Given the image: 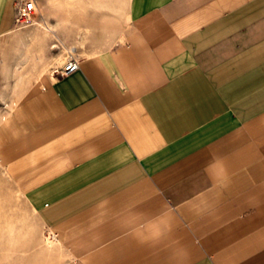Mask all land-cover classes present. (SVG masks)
Returning a JSON list of instances; mask_svg holds the SVG:
<instances>
[{
  "label": "crops",
  "instance_id": "1",
  "mask_svg": "<svg viewBox=\"0 0 264 264\" xmlns=\"http://www.w3.org/2000/svg\"><path fill=\"white\" fill-rule=\"evenodd\" d=\"M126 12L115 42L12 105L1 165L63 264H264V0Z\"/></svg>",
  "mask_w": 264,
  "mask_h": 264
},
{
  "label": "rangeland",
  "instance_id": "2",
  "mask_svg": "<svg viewBox=\"0 0 264 264\" xmlns=\"http://www.w3.org/2000/svg\"><path fill=\"white\" fill-rule=\"evenodd\" d=\"M126 5L127 0H16L13 27L0 35V120L68 53L115 42L127 24ZM65 256L0 163V264H63Z\"/></svg>",
  "mask_w": 264,
  "mask_h": 264
},
{
  "label": "built area",
  "instance_id": "3",
  "mask_svg": "<svg viewBox=\"0 0 264 264\" xmlns=\"http://www.w3.org/2000/svg\"><path fill=\"white\" fill-rule=\"evenodd\" d=\"M78 55L75 51H71L65 56L62 65L59 67L60 72H68L78 66Z\"/></svg>",
  "mask_w": 264,
  "mask_h": 264
},
{
  "label": "bare ground",
  "instance_id": "4",
  "mask_svg": "<svg viewBox=\"0 0 264 264\" xmlns=\"http://www.w3.org/2000/svg\"><path fill=\"white\" fill-rule=\"evenodd\" d=\"M32 17H33V16H32ZM46 29H47V30H50V29L52 30V28L50 27V25H47ZM73 51H74V50H73ZM54 236H55V235H54Z\"/></svg>",
  "mask_w": 264,
  "mask_h": 264
}]
</instances>
